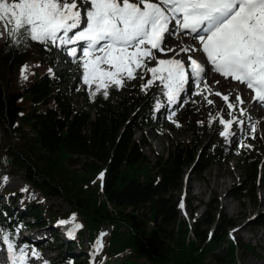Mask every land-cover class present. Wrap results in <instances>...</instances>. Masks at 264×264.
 <instances>
[{
	"label": "trees",
	"instance_id": "trees-1",
	"mask_svg": "<svg viewBox=\"0 0 264 264\" xmlns=\"http://www.w3.org/2000/svg\"><path fill=\"white\" fill-rule=\"evenodd\" d=\"M16 39L19 43L7 36L0 48V162L41 192V196L24 200L29 187L24 188L25 193L22 185L14 192L8 190L9 200L22 198V209L32 220L27 225L54 226L76 211L83 222L77 233L79 242H84L86 231L94 247L100 227L113 224L97 259L92 252L94 264L100 260H105L104 264H235L239 241L235 238L234 245L230 238V230L236 227L234 220L218 206L211 209V201L204 203L207 209L203 214L195 216L197 208L185 196L180 194L174 200L167 195L183 188L186 167L198 160L208 165L218 159L221 145L208 141L219 117L188 106L182 121L192 138L174 144L165 153H156L153 161L144 151V145L150 144L146 136L136 137L137 130L145 134V127L155 124V93L141 87L146 70L121 91L113 87L107 96L103 91L91 93L92 111L76 106L69 71L57 74L45 70L26 86H17L21 67L35 54L45 63L48 52L41 42L22 35ZM83 92L80 86L79 93ZM210 116L215 117L211 123ZM245 161L252 182L249 195L255 197L259 159ZM101 171L103 177L99 176ZM4 188L0 185V191ZM244 188L239 185L235 189L237 198L246 195ZM52 196L63 198L71 210L49 211L44 200ZM180 205L189 218L183 217ZM18 213L8 209L5 217L0 215L2 228L11 232L19 221ZM258 223L264 226V214ZM121 227H126V234ZM71 234H75L73 227ZM228 241L229 249L225 248ZM127 250L134 257L124 253L122 259H113Z\"/></svg>",
	"mask_w": 264,
	"mask_h": 264
},
{
	"label": "snow or ice",
	"instance_id": "snow-or-ice-1",
	"mask_svg": "<svg viewBox=\"0 0 264 264\" xmlns=\"http://www.w3.org/2000/svg\"><path fill=\"white\" fill-rule=\"evenodd\" d=\"M0 23L17 43L22 35L45 46H68L66 50L80 61L83 81L93 95L103 90L107 96L110 84L122 86L125 78L132 79L141 69L151 73L141 87L147 91L158 81L167 103H174L190 85L196 92L208 88V64L223 77L246 84L253 100L264 103V0H0ZM182 31L198 42V46L185 44L177 49L188 53L185 59L178 58L177 52L168 57L156 55L157 51L172 52L175 45L164 46L166 36ZM201 50L206 54L204 63L191 54ZM152 59L156 63L148 64ZM26 68L27 64L21 67L22 76ZM218 94L228 101L229 109L236 107L229 93ZM235 99L243 104L239 92ZM155 103L159 107L161 101ZM213 119L210 116L209 123ZM234 121L243 127L238 117H219L221 135H229ZM251 129L249 134L254 135L255 125ZM103 175L101 171L99 176ZM0 242L7 245L11 264H29L25 246L17 251L11 234L2 227ZM32 255L41 253L33 249Z\"/></svg>",
	"mask_w": 264,
	"mask_h": 264
},
{
	"label": "rangeland",
	"instance_id": "rangeland-1",
	"mask_svg": "<svg viewBox=\"0 0 264 264\" xmlns=\"http://www.w3.org/2000/svg\"><path fill=\"white\" fill-rule=\"evenodd\" d=\"M0 32H5L4 35H0L1 48V45L6 40L7 34L2 23H0ZM191 41L193 40L191 39L190 42ZM192 44L193 43H191V45ZM166 47H171V43L169 42L168 44H166ZM54 53H52L51 56L47 57V65L39 62L40 60L38 59L36 54L32 58H30L32 60L27 61V65L31 66L27 69L28 71L26 72L28 73L26 74V76L25 74L22 76L21 71H19L16 76L17 86H23V84L29 78L31 80L36 79L45 70L49 71V64L51 62H56V65L52 64L53 67L52 70L50 69V72L53 73L54 71H56L57 73H63L64 70L61 68L62 64L57 62L58 59L56 58V55H54ZM183 54L184 53H181V55ZM177 55L179 56L178 52ZM147 63L152 65L156 63V60L152 59L147 61ZM70 64L71 66H68V68H72V65L76 63L73 62ZM1 69L4 70L3 65L1 66ZM79 71H81V69L77 68L74 76L71 78V85H74L76 83V77ZM135 78L136 77H133L130 80L125 78L123 85L118 86V88L120 90L125 88L128 81H132L135 83ZM28 82L29 80L25 84H28ZM202 82L203 84L205 83V81ZM206 83L208 85V88L204 89L201 92H196V90L194 89L193 94L189 96V100H187L186 97L185 100L180 103V105L176 108L175 115L172 119L168 118L170 114L169 111H164L162 113H159L158 121L155 124L147 125L145 127V134H143L140 130L136 131L137 138L143 139L144 136H146L147 140L150 142L149 145H144V151L147 153L150 159L154 161L156 159V153H165L168 150H171L174 144L188 142L192 138V132L187 131L180 121V114L184 110L185 106L195 105L197 106V108H202L201 111L203 113L219 114L223 115L225 119L230 118L233 108L229 109L227 107L228 101H224L222 96L219 95L218 92L229 93V101L233 103L231 96L233 95L234 90L239 89L240 86H236L228 79L216 74H209L208 76H206ZM110 86L112 85L110 84L109 87ZM152 86L155 88L156 92L158 90H163V85H159L158 81L155 82ZM92 87L95 88V85H93ZM109 87L107 91H109ZM25 88L23 87L22 91H24ZM241 91H243V89ZM88 93L89 91L86 93V97L85 95L80 96L77 92H73L72 98L77 106H83L86 109L94 111L93 101L88 96ZM161 94L162 97L159 99L162 104L165 97L163 96V93ZM209 100H211V103H209ZM244 100L246 103L248 102L249 105L252 106L249 97L243 98V101ZM236 104L238 107L234 109H236V112L238 114H241L239 108L243 106H241L238 101L236 102ZM252 109H254V107H252ZM253 119H255L254 122ZM175 121H179V124H177ZM251 125H255L254 135L249 134L252 131ZM241 129L244 130L242 133V139L238 143L237 149L235 151L229 152V156L224 153L219 154L217 156L218 159L212 164L204 165V162L198 160L192 166L186 167L184 169L183 188L181 187L182 190H173L170 191L167 195L176 200L180 194H185V198L188 200V202L192 206H195L197 208L194 214L195 216H200L206 211L207 206L204 203L208 201L213 202L214 204L210 207L211 209L218 206V210H222L223 212L227 213L236 224V227L230 230V238L234 239L232 240L234 245L235 238H237V240L239 241V244L236 243L238 257L235 264H264V226L258 223L259 218L264 214V171L262 169L264 162V140L262 133L264 131V123H261L259 112H257L256 117L250 116L249 120H247L246 123L243 124V127H241ZM219 136L220 135L217 134L216 131L213 132L210 140L208 141V144L212 145L215 140H219L220 142H222ZM247 145L252 146L248 147ZM231 149L233 150V147H231ZM246 158H249V160L254 158L259 159V163L257 166L255 197H251V195H249L252 187V182L251 180L249 181V177L247 176L248 164H246ZM5 177H7V179H5ZM189 183H192V187H189ZM2 184L6 186V188H4L3 190L8 196L10 194V192L8 191L9 189L14 192L15 190L13 189L20 185H22L23 193H25L24 188L26 186L29 187L28 193L24 195V200L31 199L33 196L41 195V192L38 189L31 187L30 184H28L20 174L8 171L0 162V185ZM239 185H245L243 193H245L246 195L241 198H237L235 194V189H237ZM16 200V207L19 208V204L22 202V198H17ZM10 204L13 208L14 202L12 199L10 200ZM44 206L45 208L49 209V211L50 209H56L60 211L71 210V205L63 198L57 196L45 198ZM180 208L182 210L183 217H185L186 219L189 218V214L187 213L186 208L181 205ZM189 211H191V209H189ZM72 213L76 214L75 217H72ZM79 219H81L80 215L75 211H72L67 218V223L74 222L73 230L75 231V234H71V236L73 238V243L77 246L75 252H82V250H84V252L80 254V258L83 259V264H93L94 261L91 258L89 259V261H86L83 254L88 253L90 256L93 252L95 254V258L97 259V251L101 248L103 241L110 236L111 232L113 231L114 225L106 223L100 227V233L94 244V248L87 241L86 231H84V242H79V235H77V233L83 227ZM188 220H191V218ZM58 227H60V225H58ZM212 227H214V224L212 225ZM44 228L46 230V233L44 234L47 235L48 232H50L51 227L46 225ZM121 230H123L125 234L127 233L126 227H121ZM189 234L193 235L192 232H189ZM230 238L229 240L231 241ZM50 242L53 243V241ZM64 242L68 243L69 239ZM53 245L54 243L52 244V246ZM55 248H57L56 245H54L53 249ZM225 248H230L229 241L226 242ZM49 249L50 251H48V249L46 248V254H48V252L53 255L56 254L55 250L51 248ZM129 252L131 251L127 250L126 252L120 254V257L115 256L113 257V259H122L123 257H125L123 256L124 253H127V255L131 257H134V254ZM207 253L208 252H206V254ZM209 258L207 257L206 261ZM135 260L137 262L145 261L144 258H135ZM104 261L105 260H101L100 262H98V264H104ZM210 264L214 263L211 261Z\"/></svg>",
	"mask_w": 264,
	"mask_h": 264
},
{
	"label": "bare ground",
	"instance_id": "bare-ground-1",
	"mask_svg": "<svg viewBox=\"0 0 264 264\" xmlns=\"http://www.w3.org/2000/svg\"><path fill=\"white\" fill-rule=\"evenodd\" d=\"M177 41V40H176ZM179 41V40H178ZM186 43H187V45H189L191 42H190V39H185L184 40ZM180 54V53H179ZM31 65H27V68L24 70V72H25V76H26V74L28 73V72H26V71H28L27 69L30 67ZM263 133V140H264V131L262 132ZM222 175V174H221ZM219 176H220V173H219ZM232 181V180H231ZM218 185H219V183H218ZM192 187V183H189V187ZM217 186V185H216ZM264 198V197H263ZM235 209V208H234ZM238 210V209H237ZM243 211V210H242ZM237 212V211H236ZM247 212V211H246ZM240 230V229H239Z\"/></svg>",
	"mask_w": 264,
	"mask_h": 264
}]
</instances>
